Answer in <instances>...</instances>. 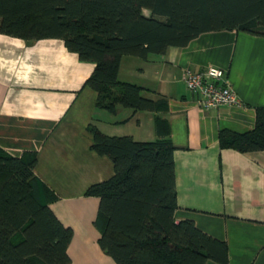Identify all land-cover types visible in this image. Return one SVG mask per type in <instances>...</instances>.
I'll return each mask as SVG.
<instances>
[{"label": "crops", "instance_id": "crops-1", "mask_svg": "<svg viewBox=\"0 0 264 264\" xmlns=\"http://www.w3.org/2000/svg\"><path fill=\"white\" fill-rule=\"evenodd\" d=\"M95 67L63 39L0 33V149L19 158L36 155L42 196L74 232L70 264H117L99 244L101 200L87 194L114 175V163L93 149L90 127L156 141L158 124L175 146V219L191 220L225 242L227 264H264V149L244 152L220 143L222 133L256 127L257 110L264 107V36L210 31L147 59L125 55L119 79L142 87L146 97L165 100L156 111L98 107V92L86 83ZM210 67L226 72L240 105H198L184 73Z\"/></svg>", "mask_w": 264, "mask_h": 264}, {"label": "trees", "instance_id": "trees-1", "mask_svg": "<svg viewBox=\"0 0 264 264\" xmlns=\"http://www.w3.org/2000/svg\"><path fill=\"white\" fill-rule=\"evenodd\" d=\"M146 11H149L147 14ZM264 36V0H0V33L39 40L60 38L96 67L87 85L97 106L156 111L165 100L122 82L125 55L147 59L169 46H186L210 31ZM93 149L114 163V175L91 186L101 200L99 244L117 264L228 263L227 244L193 221L175 219L178 209L175 146L163 124L159 139L108 136L91 126ZM222 148L264 149V107L255 129L222 133ZM35 154L14 157L0 149V264H70L74 232L42 196Z\"/></svg>", "mask_w": 264, "mask_h": 264}, {"label": "built area", "instance_id": "built-area-1", "mask_svg": "<svg viewBox=\"0 0 264 264\" xmlns=\"http://www.w3.org/2000/svg\"><path fill=\"white\" fill-rule=\"evenodd\" d=\"M226 78V72L216 67L184 73L187 87L197 96L198 105L206 109L241 104Z\"/></svg>", "mask_w": 264, "mask_h": 264}]
</instances>
